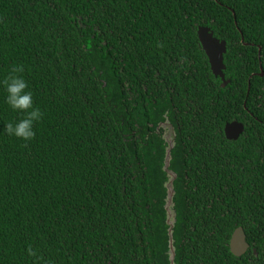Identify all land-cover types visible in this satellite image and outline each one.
<instances>
[{
	"label": "trees",
	"instance_id": "trees-1",
	"mask_svg": "<svg viewBox=\"0 0 264 264\" xmlns=\"http://www.w3.org/2000/svg\"><path fill=\"white\" fill-rule=\"evenodd\" d=\"M199 27L227 42L226 88ZM21 64L44 119L7 136L0 88V264H171L166 121L175 264H246L229 242L260 230L264 0H0V80Z\"/></svg>",
	"mask_w": 264,
	"mask_h": 264
},
{
	"label": "water",
	"instance_id": "water-1",
	"mask_svg": "<svg viewBox=\"0 0 264 264\" xmlns=\"http://www.w3.org/2000/svg\"><path fill=\"white\" fill-rule=\"evenodd\" d=\"M198 38L200 44L206 53V56L209 59L211 66V71L216 78H220L222 81V88H226L230 84V80L226 79L224 71L226 66L224 64V56L227 53V42L221 41L214 36V32L209 27H199L198 29ZM244 40V39H243ZM261 54V49H260ZM261 76H264V72L261 66ZM250 90V87H249ZM160 129L166 130L163 135V139L167 144L166 158L164 171L168 175V182L166 183V188L168 191L167 200H166V212H167V224L169 226V257L171 264H175L176 258V249L174 246V228L177 223V215L174 210V196L175 188L174 183L177 180V174L171 170V161H172V151L175 147L176 142V131L173 125L166 121L165 123L160 124L158 131ZM245 131V125L241 122L235 121L229 123L225 127V135L229 141H237ZM245 234L242 228H239L235 231L232 237V251L236 256H240L238 249H247L248 244L245 241Z\"/></svg>",
	"mask_w": 264,
	"mask_h": 264
},
{
	"label": "clouds",
	"instance_id": "clouds-1",
	"mask_svg": "<svg viewBox=\"0 0 264 264\" xmlns=\"http://www.w3.org/2000/svg\"><path fill=\"white\" fill-rule=\"evenodd\" d=\"M24 66H13L9 74L0 80V88L6 93L4 103L13 112L20 114V118L5 123L4 132L9 137H14L27 143L34 141L37 135L36 125L44 119V112L36 106L34 93L30 90L28 80L24 76ZM29 255L36 261L43 259L32 248Z\"/></svg>",
	"mask_w": 264,
	"mask_h": 264
},
{
	"label": "flooded vegetation",
	"instance_id": "flooded-vegetation-1",
	"mask_svg": "<svg viewBox=\"0 0 264 264\" xmlns=\"http://www.w3.org/2000/svg\"><path fill=\"white\" fill-rule=\"evenodd\" d=\"M163 131V129H162ZM161 129L159 131V133H162ZM262 197L263 199L258 202H256V207H255V219L256 222H253V224L258 225V227H260V230H258V232L256 233V235L253 236H248V234L246 233V229L244 227H238L235 229V231L239 228H242L245 234V241L248 244V248L245 249H238L240 256H236L233 251H232V237L235 233H233L231 240L229 242V248H230V252L232 253L233 256H235L236 258H244L245 259V263L246 264H261L259 262L260 258L264 259V190L262 192ZM250 218H252L251 216H249ZM258 219H261L262 223L258 224ZM258 244H261V254L259 253V249L257 247ZM256 245V247H255ZM264 264V263H263Z\"/></svg>",
	"mask_w": 264,
	"mask_h": 264
},
{
	"label": "rangeland",
	"instance_id": "rangeland-1",
	"mask_svg": "<svg viewBox=\"0 0 264 264\" xmlns=\"http://www.w3.org/2000/svg\"><path fill=\"white\" fill-rule=\"evenodd\" d=\"M166 130H163V135L165 134Z\"/></svg>",
	"mask_w": 264,
	"mask_h": 264
}]
</instances>
